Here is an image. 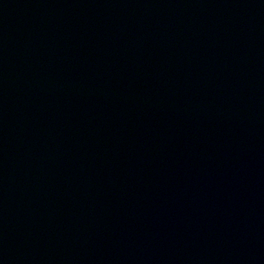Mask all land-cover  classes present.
<instances>
[{
  "label": "water",
  "instance_id": "95a60500",
  "mask_svg": "<svg viewBox=\"0 0 264 264\" xmlns=\"http://www.w3.org/2000/svg\"><path fill=\"white\" fill-rule=\"evenodd\" d=\"M0 264H264V0H0Z\"/></svg>",
  "mask_w": 264,
  "mask_h": 264
}]
</instances>
